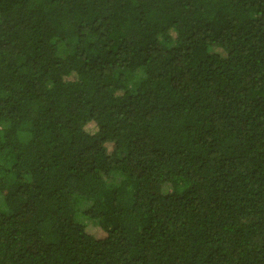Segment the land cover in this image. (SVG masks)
<instances>
[{"label": "trees", "instance_id": "1", "mask_svg": "<svg viewBox=\"0 0 264 264\" xmlns=\"http://www.w3.org/2000/svg\"><path fill=\"white\" fill-rule=\"evenodd\" d=\"M0 264H264V0H0Z\"/></svg>", "mask_w": 264, "mask_h": 264}, {"label": "rangeland", "instance_id": "2", "mask_svg": "<svg viewBox=\"0 0 264 264\" xmlns=\"http://www.w3.org/2000/svg\"><path fill=\"white\" fill-rule=\"evenodd\" d=\"M220 53L222 55H224V52L222 50H220ZM141 74V71L138 72V76ZM120 176H114L113 179H111L110 181L113 182V184H117L120 181ZM86 223V222H85Z\"/></svg>", "mask_w": 264, "mask_h": 264}]
</instances>
